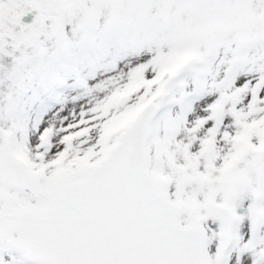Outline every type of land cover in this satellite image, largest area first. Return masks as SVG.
<instances>
[{
    "label": "snow or ice",
    "instance_id": "obj_1",
    "mask_svg": "<svg viewBox=\"0 0 264 264\" xmlns=\"http://www.w3.org/2000/svg\"><path fill=\"white\" fill-rule=\"evenodd\" d=\"M0 264H264V0H0Z\"/></svg>",
    "mask_w": 264,
    "mask_h": 264
}]
</instances>
